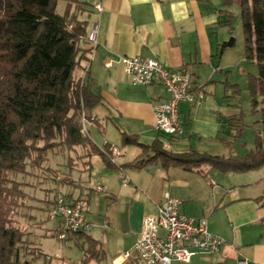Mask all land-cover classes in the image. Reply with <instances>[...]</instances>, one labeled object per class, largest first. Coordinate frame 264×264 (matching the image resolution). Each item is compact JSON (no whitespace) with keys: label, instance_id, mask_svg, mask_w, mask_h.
<instances>
[{"label":"crops","instance_id":"0c3cea01","mask_svg":"<svg viewBox=\"0 0 264 264\" xmlns=\"http://www.w3.org/2000/svg\"><path fill=\"white\" fill-rule=\"evenodd\" d=\"M79 1L84 4L78 17L88 20L87 30L96 26L97 46L92 58L85 52L79 59L73 76L89 80L101 96V102L88 112L92 128L85 125L86 133L97 147L116 146L121 151L112 168L99 154L87 155V148L81 145L69 149L79 158L68 155L64 163L69 181L64 184L63 196L69 202L86 204L90 225L73 236L85 235L96 241V255L86 264H143L138 257L124 258L122 253L132 248L142 219L156 212L164 193L181 201L183 214L205 219L209 230L227 241L213 254L171 264H264V175L255 180L249 175L251 171L126 166L140 154V148L122 136L135 135L143 144L159 139L175 153L195 150L234 157L224 154L235 147L234 143L227 146L222 142L230 141L236 128L237 123L230 118L240 117L234 85L255 73L250 65L253 62L245 58L240 17L234 22L224 17L221 0ZM96 3H100V10ZM132 55L156 58L168 68L185 66L194 84L204 87L206 95L199 104L178 105L181 135L169 136L155 128L152 104L167 94L157 80L145 87L131 82L118 58ZM106 61H111V66L105 67ZM121 173L129 176L127 185L120 183ZM97 185L101 191L96 190ZM93 192L101 195L95 196L96 211L90 215ZM47 202L51 208L53 202ZM25 206L33 211L37 208ZM34 213H29V218H36Z\"/></svg>","mask_w":264,"mask_h":264},{"label":"trees","instance_id":"16d2710c","mask_svg":"<svg viewBox=\"0 0 264 264\" xmlns=\"http://www.w3.org/2000/svg\"><path fill=\"white\" fill-rule=\"evenodd\" d=\"M57 1L0 0V264L20 263L19 246L27 233L10 215L20 205L17 200L23 191L9 174L25 173L26 160L37 165L56 147L69 150L78 145L87 148V155L99 154L107 167L116 166L108 148L97 147L82 131V115L89 117L88 112L101 102L89 80L73 76L79 59L90 52L88 20L78 17L84 3L63 0L64 11L59 14ZM232 1L222 0L225 5ZM239 5L245 58L257 67L248 76L251 106L260 113L254 148L238 157L195 150L175 153L159 139L143 144L135 135L123 133V138L140 148V154L126 166L159 164L188 171L207 168L239 173L264 165V0H239ZM230 120L237 123L234 139L240 135L242 122L240 117ZM233 139L222 142L231 146ZM86 240L83 262L96 255V241Z\"/></svg>","mask_w":264,"mask_h":264},{"label":"built area","instance_id":"2783aa9c","mask_svg":"<svg viewBox=\"0 0 264 264\" xmlns=\"http://www.w3.org/2000/svg\"><path fill=\"white\" fill-rule=\"evenodd\" d=\"M97 10L100 3L95 4ZM90 47L89 57L97 46L96 26L93 25L86 35ZM123 72L134 85L148 86L154 80L160 82L167 96L152 104L155 128L163 134L178 136L183 133L179 120L178 105L180 102L199 104L205 97L203 86L194 84L190 71L185 66L168 68L156 58L141 55L120 56ZM111 66V61L104 63ZM82 115V131L86 133L85 120ZM111 162L121 154L116 146L107 149ZM130 181L126 173L120 174V183L127 185ZM101 191V185L96 186ZM181 201L164 193V199L157 205L156 212L142 219L141 229L129 251L122 253L124 258L136 256L143 264H171L172 261L188 262L193 256L213 254L226 243V239L212 233L205 219H194L180 211ZM49 215L58 222L59 238L65 233H78L89 229L84 205L80 201L69 202L59 195L54 200ZM238 264H245L239 262Z\"/></svg>","mask_w":264,"mask_h":264},{"label":"rangeland","instance_id":"374dc122","mask_svg":"<svg viewBox=\"0 0 264 264\" xmlns=\"http://www.w3.org/2000/svg\"><path fill=\"white\" fill-rule=\"evenodd\" d=\"M221 3L223 4V2ZM64 6L65 1L58 0L56 12L62 14ZM222 12L224 17L227 15L230 18L231 22L238 21V17H240L239 0H233L229 5L223 4ZM250 65L253 66L256 73V64ZM249 74L247 75V79L241 78L238 85H234L241 110L240 120L242 122V129L238 137L231 138L234 140L235 147L225 150V156H230L231 154L234 157H238L253 149L255 132L260 128V123H258L260 113L254 112L251 106L248 90ZM88 123L90 122L87 118L85 125L90 130L92 127ZM94 134L104 139L102 133L95 132L94 130ZM103 142L102 140L100 144H103ZM68 155H72V157L77 159L79 158L77 157V153L70 154L69 150L64 147H56L48 151L44 161L37 165L33 164L32 160H26L25 173L9 174L10 179L21 183L19 187L23 191V196L17 200L18 205H20L13 209L10 214L11 218L26 231L31 229V234L29 232L25 233L23 241L19 246V264H86L87 262L82 261L83 253H86L85 251L88 247L86 236L75 235V237L73 236L75 233L66 232L65 238H59L58 222L49 215L51 208L47 200L52 202L59 195H65L63 194L65 184L63 181L69 179V174L64 167V163H67ZM250 171V177L256 180L264 175V165ZM99 195L101 194L97 192H93L91 195L92 198L89 204L90 215L96 211V205L94 204L95 196ZM26 203L34 205L37 208H34L35 211H33L32 208L30 209L25 206L27 205ZM83 205L86 208L84 202ZM31 212H36L34 213L36 218H29V213ZM87 215L90 216L89 214ZM85 243L87 246H85ZM24 260L29 262L25 263Z\"/></svg>","mask_w":264,"mask_h":264}]
</instances>
